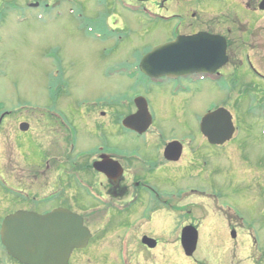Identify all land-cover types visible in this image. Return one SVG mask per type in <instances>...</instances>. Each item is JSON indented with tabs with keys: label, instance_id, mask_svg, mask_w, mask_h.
<instances>
[{
	"label": "rangeland",
	"instance_id": "374dc122",
	"mask_svg": "<svg viewBox=\"0 0 264 264\" xmlns=\"http://www.w3.org/2000/svg\"><path fill=\"white\" fill-rule=\"evenodd\" d=\"M7 1H15L18 9H25V3L33 0ZM77 1L82 3V0ZM158 1L152 2L157 5ZM208 2L213 5L214 19L222 28L226 18L245 19L243 26L246 32L240 39L246 42L245 33L250 34L253 30L248 50L255 55V61L264 71V15L253 29L255 20L262 14L253 11L258 0H198L194 4L204 5ZM130 22L126 16L119 29L129 31L131 38H127L115 54L107 55L96 49V42L78 33L69 18L57 23L48 20L38 23L30 18L19 23L16 15L8 16L0 29V106L29 115L37 109H48L55 100L57 112L69 124L78 121L82 127V146L71 158L76 157L79 151L94 149L99 144L131 152V134L121 132L118 137L114 136L112 130L116 127L105 129L108 123L104 118L99 122L100 127L89 123L90 114L101 112L103 102L110 104L103 111L110 110L108 115L117 114L121 101L130 102L131 96L138 93L126 79L118 76L110 79L107 76L110 66L124 61H140L141 64L148 51L166 39V35L159 32L166 29L162 24L148 29L138 24H134V28ZM233 29L241 32L240 27ZM234 36L238 37L239 33ZM235 47L239 48L238 44ZM248 50L245 49V52ZM49 53L61 65L58 68L59 78L53 83L50 80L52 67ZM236 53L241 58L238 49ZM242 61L244 64L239 65L236 72L250 82L246 57ZM230 71L235 73L232 68ZM252 82L248 90H235L226 104L224 95H220L215 86H204L199 93L195 92L194 86H188L187 93L178 97L156 90L158 92L150 97V110L155 115L154 126L161 135V141H184L186 148L195 154L194 158L202 157V153L206 155L207 151L213 153L207 160L210 164L205 170L202 164L187 173L179 165L164 167L154 184L161 191H167L165 204L158 202L153 210L142 213L104 214L94 211L95 205L80 191L78 183L66 190L62 198L55 197L47 202L42 196H31L29 191L25 192V187H20L16 189L20 194L3 193L8 202L5 206L0 200V221L12 211L11 207L27 208L33 213L44 215L60 206L68 207L70 203L73 207L69 210L79 212L86 219V227L93 234V240L90 249L75 253L69 264H264V116L261 113L264 108L259 106L264 104V96L257 94L260 85L256 81ZM51 84L53 90L48 89ZM224 104L235 118L233 121L238 134L227 147L216 146L212 150L204 143L199 122L212 105ZM126 111L122 106L119 109L120 114ZM86 115H90L87 117L89 122L84 118ZM39 128L51 142L46 128ZM98 128H104L102 136L98 134ZM23 138L32 149V155L29 156L31 163L36 164L45 158L44 146L39 143L35 132L32 136L24 134ZM55 140L56 148L64 147L63 140ZM147 140V144L151 145L146 146L153 152L157 147L153 139ZM145 142L146 139L135 140L134 149L137 147L146 152L143 148ZM57 149L55 156L59 159L56 161L64 162L66 152L63 149L64 153L58 154ZM8 150V158H12L8 165L11 186L22 181L28 186L36 184L33 190L39 194L46 191L44 188L48 183L50 187L55 186L56 191L62 185L57 177L46 182H33L28 175L29 168L25 164L18 165L16 161H21L24 152L12 144ZM87 175L90 176V191L96 190L98 177L91 172H87ZM179 190L186 192L190 199L178 203L175 194ZM187 226L194 227L199 233L198 248L191 258L185 257L181 247V232ZM233 231L235 239L231 236ZM143 237L155 240L157 247L149 249L143 245ZM0 264H17L1 245Z\"/></svg>",
	"mask_w": 264,
	"mask_h": 264
},
{
	"label": "flooded vegetation",
	"instance_id": "af4514ba",
	"mask_svg": "<svg viewBox=\"0 0 264 264\" xmlns=\"http://www.w3.org/2000/svg\"><path fill=\"white\" fill-rule=\"evenodd\" d=\"M152 1L153 0H82V3H80L77 0H33L25 3V9H22L23 7L18 9V3L15 1L0 0V29L3 28L8 16L12 15H16V19H18L19 23H24L25 20L28 21L30 18L38 23H44L47 20L51 23H57L69 18L76 26V31L78 33L97 43L96 49L107 55H112L118 51L121 47L120 45H123L127 38H131L129 31L119 29V26L121 23L125 22L127 16L131 21V26L134 28V24H138L141 28L148 29H151V26L162 24L166 28L159 30L161 34L166 35V39L155 44L152 49L160 45L168 44L184 36H196L199 34L219 36L226 41V57L228 60L224 67L212 75L194 74L177 78L162 77L154 80L143 74L140 68V61L132 63L131 61H124L118 64H112L110 69H108L109 72L107 76L110 79H116L117 76L126 79L131 83L133 89H137L138 93L131 96L130 102L128 100H122V105L119 104L117 108V114L114 112V114L108 115V113H111L110 110L103 111V109H107L110 105L107 102H103L101 105V112L90 114L92 115L90 117L91 122L87 119L90 115H86L84 118H86L87 122L90 124H96L97 127H100L99 122L104 118L108 123L105 129L116 127L112 130L113 135L116 137H118L121 132L125 133V135L131 134V152L121 151L114 146L105 147V145L99 144L94 149H83L79 151L76 157L74 156L71 158V155L82 146V127L78 121L74 122L72 125L69 124L66 119H64L65 117L57 112L55 100L48 109H37L29 115L25 112L20 113L16 110L11 111L0 106V200L5 203V206L8 201L6 199V194L4 195L3 193H7V191L20 194L21 192L16 189L25 187V192L29 191L28 193H30L31 196L35 195V197L42 196L44 202H47L55 197L59 199L62 198L66 190L75 187L78 183L80 185L78 186L81 188L80 191L85 195L87 200H90L93 205H95L94 211L97 210L98 212L107 214V212L135 213L137 211H141L142 213V211L145 212L148 209L153 210L156 203L165 204V198L168 197L166 190L161 191L154 184L158 175L163 173L164 167L173 165H177L178 167L179 165L180 169L183 167L184 172L187 173L189 171H194V168L202 164L205 170L208 169L210 164L207 160H209L213 154L207 151L206 155L202 153V157L197 156V158H194L195 154L191 153L189 149L186 148L185 144H183L184 141L178 139L161 141V135H159L160 133L154 126L155 115H153V111L150 110V97L158 92L156 90L168 92L169 96L178 97L183 93H187L189 90L188 86H194L196 93H199L200 90L202 91L204 86H215L219 94L224 95L226 104L228 100H231L232 93H234L235 90H248L249 86L253 85L252 81H256L260 85L257 94L264 96L263 68L259 63L257 64L254 59L255 55L250 53V49L248 50L249 45H251V36L254 35L252 33L253 30L250 34L245 33L247 38L246 42L240 39L243 37L244 32H246V28L243 26L245 19L240 21L226 18L223 20L224 25L222 28L220 25H217L216 19H214L215 15L213 14L214 7L209 2L204 5H195L194 3L198 0H160L158 1L159 3L155 5ZM262 1L263 0H258V4L253 9V11L257 13L258 11L262 13L261 16L258 17L259 19L255 20L253 29L257 27L256 23L262 20L261 18L264 15V10H261L259 7ZM190 11L192 13H190ZM233 27H240L241 32L235 31ZM238 33V37L234 36ZM235 44L239 46L237 49L240 55H242L241 58H239L236 53L237 49H235ZM262 46H264V42ZM253 48H256V46ZM152 49H150L148 53ZM245 49L248 51L245 52ZM245 57L246 69L248 70V75L251 77L249 78L250 82H247L245 78L238 75L236 72L238 66L242 63L244 64L242 58L245 59ZM48 59L52 67L50 80L53 83L59 78L58 68H60L61 65L60 61L53 58L51 53H49ZM230 68L235 70L234 74H232ZM0 75H2V72H0ZM244 79L246 81H244ZM52 88L53 84L49 85L48 89L51 90ZM225 104L224 106L212 105V108L208 110L225 108L226 111H228ZM121 106L122 108H126V113L121 112L122 114H120L119 109ZM140 106L141 108H145L146 118L145 120H137L136 126L139 130L135 128H131V130L125 128L123 125L124 120L130 116L132 118L137 115L141 111ZM259 106H261L260 108H264V104ZM229 112L231 113V111ZM261 113L264 116V110H262ZM234 119L233 116V120ZM149 121L150 124H148ZM35 124L39 126L34 127ZM42 124L45 126L42 127ZM147 124L149 125L148 127ZM234 126L235 133L231 141H233L238 134V128L235 123ZM39 127L46 128L45 130H47L48 134L51 136V142L49 138H45L44 133ZM23 128H26V130L22 131ZM141 130L143 131L142 133L139 132ZM199 130L201 131V123L199 125ZM34 132L39 143L44 146L43 150L46 154L45 158L36 164L31 163L32 160L29 156L32 155V149L30 143L24 142L25 139L23 138L24 134L32 136ZM103 132L104 128H98V134L100 136L103 135ZM145 137L153 139L157 147L153 152L149 149V145L151 144H147L148 140ZM202 137L205 140L204 143L212 150H214L212 147H227L229 143H232L229 141L223 145H212L204 135H202ZM55 139L63 140L64 147H57V149L54 146ZM143 139H146L145 147H143L146 152H143L142 149L137 147L134 149L135 140L141 141ZM172 143H177V149H174V153L172 152L171 157L173 159L174 155L180 154L178 160H168L166 158V150L169 144ZM11 144L24 152L25 155L21 154L23 155L21 161H16L18 165L23 166L25 164V166L29 168L28 175L33 182L36 183L37 180H39L38 182H46L47 180L50 181L51 178L53 179V177H57L62 183V185H59V189L57 188L56 191V187H50L48 183L46 188H44L46 191L37 194V192L33 190L36 184L28 186V184L22 181L20 182L21 184L18 182L19 184L11 186L8 178L10 175L8 165L12 158H8L7 153ZM146 144L149 147L146 146ZM55 149L59 150L58 154L62 153L64 149L67 154L64 162L58 163L56 161L59 158L55 156ZM29 160L30 164L27 162ZM97 163L105 164L101 168L102 171H97L94 168V165ZM117 163L121 166L120 168ZM87 172H91L95 177H98L99 182L96 183V188L98 190L92 189L90 191L91 187L88 186V178L90 176L87 175ZM3 179H5V181ZM74 182H76V184H74ZM175 196L178 199V203L179 201L182 202L186 199H190L183 190L177 191ZM175 196L172 195L173 198H175ZM25 198L31 199L28 196H25ZM66 203H68V201ZM16 207L17 204L15 205V208ZM72 207L73 206L68 203V207L63 205L56 209H66L70 211L69 209H72ZM10 209H12V211L8 212L0 221V230L1 224L6 217L15 213L17 214L19 211H26V213L34 212L27 208L14 209V207H11ZM50 212L51 211L48 213ZM76 214L81 215L79 212ZM83 219L86 226V219L84 217ZM239 228L241 229V227ZM91 240H93V237ZM91 240L86 248L72 251L73 253L70 261L75 253L87 252L91 247ZM0 245L6 252L1 244V237Z\"/></svg>",
	"mask_w": 264,
	"mask_h": 264
},
{
	"label": "water",
	"instance_id": "95a60500",
	"mask_svg": "<svg viewBox=\"0 0 264 264\" xmlns=\"http://www.w3.org/2000/svg\"><path fill=\"white\" fill-rule=\"evenodd\" d=\"M259 7L264 10V0ZM226 50V41L219 36L199 34L179 37L148 53L140 68L153 79L214 74L226 65ZM140 109L137 115L124 120L125 128L139 130L136 126L137 120L146 118L145 108L140 106ZM232 120L233 116L226 109L219 108L209 112L200 122L201 133L212 145H223L230 141L235 133ZM24 130L26 128L22 131ZM176 145L177 143L169 144L166 150L168 160L179 159L180 152L179 155H174L173 159L171 157ZM103 165L105 164L97 163L94 168L102 171ZM117 165L121 167L118 163ZM83 220L81 215L66 209H56L44 215L19 211L6 217L1 224V244L7 254L19 264H69L72 251L86 248L92 238V233ZM198 235V230L192 226L182 230L181 247L185 257L191 258L197 251ZM235 237L233 232L232 238ZM142 243L149 249L157 247V242L152 238L143 237Z\"/></svg>",
	"mask_w": 264,
	"mask_h": 264
},
{
	"label": "trees",
	"instance_id": "16d2710c",
	"mask_svg": "<svg viewBox=\"0 0 264 264\" xmlns=\"http://www.w3.org/2000/svg\"><path fill=\"white\" fill-rule=\"evenodd\" d=\"M15 262V261H14Z\"/></svg>",
	"mask_w": 264,
	"mask_h": 264
}]
</instances>
